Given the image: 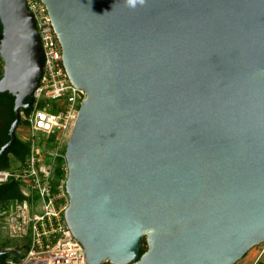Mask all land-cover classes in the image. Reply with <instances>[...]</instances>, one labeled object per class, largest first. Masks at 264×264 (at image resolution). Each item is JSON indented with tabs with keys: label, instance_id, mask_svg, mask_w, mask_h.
Returning a JSON list of instances; mask_svg holds the SVG:
<instances>
[{
	"label": "water",
	"instance_id": "1",
	"mask_svg": "<svg viewBox=\"0 0 264 264\" xmlns=\"http://www.w3.org/2000/svg\"><path fill=\"white\" fill-rule=\"evenodd\" d=\"M42 1L86 92L64 217L87 264H235L264 242V0ZM0 20L2 152L43 53L25 0H0Z\"/></svg>",
	"mask_w": 264,
	"mask_h": 264
},
{
	"label": "built area",
	"instance_id": "2",
	"mask_svg": "<svg viewBox=\"0 0 264 264\" xmlns=\"http://www.w3.org/2000/svg\"><path fill=\"white\" fill-rule=\"evenodd\" d=\"M25 3L39 36L43 68L30 110H20L22 130L18 137L28 142V154L11 168L0 169V184L15 180L25 196L0 202L2 227L15 240L9 248L20 253V257L10 253L6 264H87L83 245L64 217L68 205L65 146L86 92L68 77L44 2ZM56 167L63 175L55 179Z\"/></svg>",
	"mask_w": 264,
	"mask_h": 264
},
{
	"label": "trees",
	"instance_id": "3",
	"mask_svg": "<svg viewBox=\"0 0 264 264\" xmlns=\"http://www.w3.org/2000/svg\"><path fill=\"white\" fill-rule=\"evenodd\" d=\"M1 100H5L7 109L9 113L11 114L10 120H13L14 119V111H13L14 96L8 91H3V92H0V101ZM29 110H30L29 107L25 109V111H29ZM10 122L7 124L8 126ZM8 138H9V134L6 135L5 140H7ZM28 150H29L28 142L22 141L18 136H16L10 148L11 154L10 156H7L5 158V162L3 165L0 164V169L11 168L13 166V163L11 164V159H14L16 163L19 161H23L28 154ZM62 175L63 173L59 170L58 167H56L54 178L56 179L57 177H60ZM23 198H25V196L21 191V186L15 180H9L3 184H0V202L7 200V199L22 200ZM144 243H142L140 247V253H143L146 249V246ZM8 257H10V254L1 255L0 264H6V259Z\"/></svg>",
	"mask_w": 264,
	"mask_h": 264
},
{
	"label": "flooded vegetation",
	"instance_id": "4",
	"mask_svg": "<svg viewBox=\"0 0 264 264\" xmlns=\"http://www.w3.org/2000/svg\"><path fill=\"white\" fill-rule=\"evenodd\" d=\"M2 34H3V25H2V22L0 20V41L2 38ZM3 68H4V59L0 54V77L2 76ZM20 110L21 109H19V113H20ZM10 118H11V114L9 113V111L7 109L6 102H5V100H1L0 101V150H1V147L9 140V138L7 140H5V138H6V135L9 134L10 124L14 120V119L10 120ZM14 118H15V114H14ZM9 122H10V124L8 126L7 124ZM18 125H20V121L17 124V126ZM16 136H17V134H16V128H15V138H16ZM13 142L6 149H4L2 152H0V164L1 165L4 164L5 158L7 156H10V154H11L10 148H11V145L13 144ZM257 247H259V248L254 252H251L253 249L250 248L246 253L243 254V256L240 259H238L235 262V264H264V243L262 242L261 245H259ZM257 247L255 246L254 250Z\"/></svg>",
	"mask_w": 264,
	"mask_h": 264
},
{
	"label": "rangeland",
	"instance_id": "5",
	"mask_svg": "<svg viewBox=\"0 0 264 264\" xmlns=\"http://www.w3.org/2000/svg\"><path fill=\"white\" fill-rule=\"evenodd\" d=\"M20 124H21V122H20ZM21 130H22V125H18L17 127H16V134H17V136H19V134L21 133ZM13 163V165H15L16 164V162H15V160L14 159H11V164ZM15 242V240H13V239H10L9 237H8V235H7V232H6V230H5V228L4 227H2V223H1V221H0V248H6V247H9L10 245H12V243H14ZM145 241H143L142 243H144ZM264 243V242H263ZM145 244V243H144ZM259 245H261V243H259V244H257V245H255L256 247L257 246H259ZM255 246H253L252 247V251L251 252H254V251H256L259 247H257L255 250H254V247ZM108 264L107 262H104L103 264Z\"/></svg>",
	"mask_w": 264,
	"mask_h": 264
}]
</instances>
